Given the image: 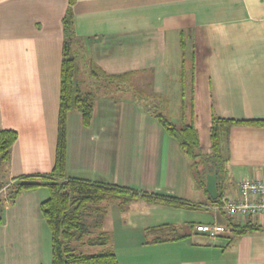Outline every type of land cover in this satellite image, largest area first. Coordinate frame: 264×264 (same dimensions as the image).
<instances>
[{"label":"crops","instance_id":"obj_1","mask_svg":"<svg viewBox=\"0 0 264 264\" xmlns=\"http://www.w3.org/2000/svg\"><path fill=\"white\" fill-rule=\"evenodd\" d=\"M66 6L67 0H0V130L17 132L9 161L0 164L2 186L52 169ZM73 24L81 42L77 78L94 98L89 126L80 112L67 114V173L209 205L177 142L131 96L115 86L107 90L98 77L131 73V85L145 84L150 95L166 100L164 112L179 122L183 35L195 49L194 124L206 152L212 111L264 119V0H76ZM222 152L226 194L236 195L243 178L264 181V127L231 126ZM2 194L0 264H50V231L39 208L47 189L24 190L8 205ZM137 201L149 212H130ZM161 206L178 210L142 199L91 201L80 212L85 232L71 246L78 252L110 247L119 264H264V231L228 234L226 216L210 208L208 221L164 222L185 238L148 243L154 236L145 229L163 223L152 224L147 214L167 212ZM256 220L264 223V217ZM198 223L226 226L222 236L232 238L230 246L219 247L221 235L195 233Z\"/></svg>","mask_w":264,"mask_h":264},{"label":"trees","instance_id":"obj_2","mask_svg":"<svg viewBox=\"0 0 264 264\" xmlns=\"http://www.w3.org/2000/svg\"><path fill=\"white\" fill-rule=\"evenodd\" d=\"M75 1L67 0V6L61 18L63 41L59 68L57 141L52 169L46 174L23 175L14 179V182L8 185L6 192L2 196L1 203L2 205L12 204L22 191L45 187L48 191V196L40 202L39 208L50 231V264H119L115 252L110 247H106L100 253L90 254L78 252L71 246V242L81 238L85 232V227L80 219V212L87 203L113 198L119 199L123 204H127L131 201L142 199L149 203L161 204L174 209L205 208L206 204H190V202L175 196L148 193L109 182L90 181L70 176L67 173V114L71 110L80 112L83 126H89L93 114L94 98L92 91L82 90L81 83L77 78L79 63L76 49L81 46V42L73 24V5ZM180 42L182 53L179 72L181 89L179 124L173 122L169 115L164 112L167 106L166 100L157 95H148L145 91L132 87L133 85L129 82L131 73L120 75L102 73L98 79H104L102 84L106 85L107 90L108 82L116 81V89L118 91H122V93L132 91L131 97L133 101L157 120L161 128L171 139L177 142L180 149L190 159V170L197 176V186L202 187L204 190L206 174L216 173L217 198L212 199L206 189L205 192L210 204H218L221 197L226 194L223 181L227 177L228 168L227 159L224 157L222 149L223 142L227 139L229 128L233 125L264 127V119L234 120L219 117L212 111L209 126L210 145L208 151L203 152L199 132L194 124L195 49L193 44L190 46L186 45L183 35H181ZM96 71V67L91 65L90 75L95 76ZM16 138L17 132L15 130H0V164L9 161L10 148ZM200 167L202 168L200 169ZM221 213L226 216L228 234L241 236L264 231V223L256 220L264 216L249 217L243 222L236 221L235 217L229 216L224 212ZM1 220L0 217V222ZM145 235L154 236L148 243H161L180 240L188 234L179 233L176 231L175 226L163 223L147 227ZM220 237L219 247L230 246L231 237H223L222 235Z\"/></svg>","mask_w":264,"mask_h":264},{"label":"built area","instance_id":"obj_3","mask_svg":"<svg viewBox=\"0 0 264 264\" xmlns=\"http://www.w3.org/2000/svg\"><path fill=\"white\" fill-rule=\"evenodd\" d=\"M6 186L0 187V194L6 190ZM216 212H224L229 216L244 219L249 217L264 216V181L259 177H246L238 183L236 195L226 194L217 204L206 205ZM195 233H202L210 237H216L226 232V226L218 223H198L193 226Z\"/></svg>","mask_w":264,"mask_h":264},{"label":"rangeland","instance_id":"obj_4","mask_svg":"<svg viewBox=\"0 0 264 264\" xmlns=\"http://www.w3.org/2000/svg\"><path fill=\"white\" fill-rule=\"evenodd\" d=\"M79 67H80V63H79ZM101 80H102V82H104V79H101ZM102 82H101V84H102ZM118 84L120 85V83H118ZM125 85H126V83H125ZM107 86H108V90L112 91L113 89L111 88V86L116 87L117 83H116V81H109ZM132 87L135 89L145 91L148 95H150L149 89L147 88V86H145V84L143 86L140 84H137V86L133 85ZM125 88H127V87H125ZM123 90H130V89H123ZM123 94H125L124 96H126V97H130L132 94V91L131 92L129 91V93H123ZM169 117L171 118V120L173 122H175V123L177 122L171 116H169ZM0 186L3 187L2 185H0ZM4 186H6V184ZM7 188H6V190H7ZM205 189L203 190L204 191V199H205V201H207L208 196L205 192ZM6 190L2 192L3 193L2 196L4 195ZM135 204L138 206H133V208L131 207L130 212H133L134 214H136L138 212H149V211H147V209L146 210L143 209V207H144L143 205H146V204H144L143 201H137ZM158 208L166 209L167 212H164L163 210H158L157 212L152 211L151 213H148V214L146 213L149 220H152V224L164 223V222H178L180 220H182L181 222H183L185 220V218H187V220H189V221H208V220H211L210 216L213 213L212 210L205 209V208H196V209L194 208L193 210L191 209L187 212H184L183 210H179V209L177 210V212H175L174 210H170L168 208H162V206L158 207ZM168 211H170L172 214H170ZM179 211H182V212L178 213ZM105 248L106 247H80L79 249L83 250L84 253L92 254V253H100L103 250H105Z\"/></svg>","mask_w":264,"mask_h":264},{"label":"water","instance_id":"obj_5","mask_svg":"<svg viewBox=\"0 0 264 264\" xmlns=\"http://www.w3.org/2000/svg\"><path fill=\"white\" fill-rule=\"evenodd\" d=\"M205 188L212 199L217 198V178L215 172L206 174Z\"/></svg>","mask_w":264,"mask_h":264}]
</instances>
